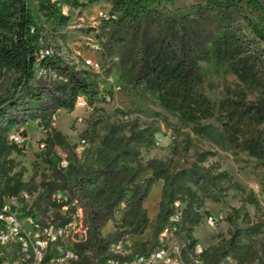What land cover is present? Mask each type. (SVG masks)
Segmentation results:
<instances>
[{
  "label": "rangeland",
  "instance_id": "1",
  "mask_svg": "<svg viewBox=\"0 0 264 264\" xmlns=\"http://www.w3.org/2000/svg\"><path fill=\"white\" fill-rule=\"evenodd\" d=\"M39 1L29 4L43 38L40 50L92 89L84 107L58 110L69 83L47 69L31 83L30 95L15 93L17 109L0 129L10 145L15 131L29 141L0 161V193L20 183L48 216L55 198L77 200L86 228L90 183L102 188L113 173L122 196L100 229L104 259L128 236L138 250L189 243V264H264V43L253 31H264V0H157L136 21L121 24L109 1L98 0L69 10L67 26L41 17ZM155 41L162 44L159 59L192 70L194 96L207 104L201 116L166 109L136 78ZM14 79L0 70V98ZM45 120L61 140L48 135ZM233 122L232 142L225 127ZM60 158L67 159V171L58 168ZM131 195H143L141 232Z\"/></svg>",
  "mask_w": 264,
  "mask_h": 264
},
{
  "label": "trees",
  "instance_id": "2",
  "mask_svg": "<svg viewBox=\"0 0 264 264\" xmlns=\"http://www.w3.org/2000/svg\"><path fill=\"white\" fill-rule=\"evenodd\" d=\"M82 1L58 0V3L63 2L76 8L77 11H83L86 7L81 4ZM92 1L96 2V0ZM108 1L111 16L117 15L119 18L117 22L121 24L127 21H136L138 16L149 10L157 0ZM239 1L257 4L260 0ZM38 9L41 17H45L46 20L55 18L58 25L67 26L68 20L60 15L56 4H51L49 0H40ZM253 31L256 37L264 43V31L257 28ZM42 39L37 20L25 0H2L0 4V70H4L15 78L12 91L4 98H0V122L2 123L9 124L11 118L8 116V111L17 109L15 93L25 90L30 95V85L36 78L37 69L53 70L57 74L64 75L68 80L69 89L66 95L57 99L58 110L71 111L78 96L86 98L91 92L92 87L86 80L70 73L52 58L45 57L39 66L36 65V57L39 54ZM161 45L159 41L154 42L157 49L144 63H141L136 78L143 80L146 87L158 94L161 104L166 109L179 111L185 118L201 116L207 110V104L202 98L194 96L195 79L192 70L178 61L169 65L159 59ZM228 45L236 51L235 42L231 41ZM45 126L48 135L52 132L56 140H61L59 134L50 128L48 120H45ZM235 126L236 123L233 122L228 123L225 127L228 138L232 142L237 137ZM247 142L250 140H244V143ZM15 150L17 147L6 141L4 130L0 129V161ZM83 183L81 180L80 184ZM90 184L93 187L91 195L94 202L87 204L90 207V213L86 216V236L78 248L80 264L91 263L88 253H91V259L95 260L97 264L104 260L102 255L107 246L100 238V229L105 223L107 213L110 212L112 205L122 196L118 178L113 173L103 183L102 188H96L93 182ZM23 189L25 188L20 183L12 186L8 184L2 194L16 195ZM142 199L143 195H131L128 203L133 208V221L136 228L143 229L146 220L145 215L140 211ZM164 201L163 199L162 204Z\"/></svg>",
  "mask_w": 264,
  "mask_h": 264
},
{
  "label": "built area",
  "instance_id": "3",
  "mask_svg": "<svg viewBox=\"0 0 264 264\" xmlns=\"http://www.w3.org/2000/svg\"><path fill=\"white\" fill-rule=\"evenodd\" d=\"M25 1L30 8L29 0ZM49 1L58 7V0ZM96 2L83 0L81 4L87 7ZM72 9L77 11L66 4L58 10L65 17ZM45 57L51 58L47 50H40L36 65L39 66ZM45 71L43 68L37 69L36 77ZM85 105L84 96H78L74 101L75 108ZM9 141L15 146H24L29 138L15 131ZM37 146L42 151L46 149L44 141H39ZM68 166L67 159L60 158L58 168L67 171ZM35 204L29 200L26 189L11 196L0 193V264H80L78 248L81 238L82 241L85 238L86 228L79 202L55 198L49 208L53 216H48V211L40 210ZM140 231L142 228H137V232ZM165 235L164 232L162 237ZM110 251L111 254L99 264H189L186 257L193 252L189 243L138 250L128 236L118 238Z\"/></svg>",
  "mask_w": 264,
  "mask_h": 264
}]
</instances>
